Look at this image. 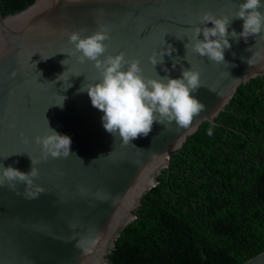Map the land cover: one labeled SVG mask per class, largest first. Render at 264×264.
Here are the masks:
<instances>
[{"label":"water","instance_id":"water-1","mask_svg":"<svg viewBox=\"0 0 264 264\" xmlns=\"http://www.w3.org/2000/svg\"><path fill=\"white\" fill-rule=\"evenodd\" d=\"M243 2L34 0L18 13L3 17L0 12V164L29 173L32 158L39 170L31 187L20 182L0 186V264H108L113 242L134 219L156 175L169 167L204 122L231 130L216 118L241 85L264 75V32L249 36L247 42L229 35L232 47L224 53L226 63L191 50L192 31L203 27V13L231 17ZM243 23L233 20L229 34L242 32ZM100 26L107 27L111 37L105 41V55L124 53L128 60H140L146 78H156L157 72L178 79L190 68L200 73L203 87L191 95L206 107L188 128L154 123L151 133L132 140V145L104 129V113L92 106L86 92H78L81 86L99 82L100 73L93 62L81 64L70 55L74 46L67 36L80 30L90 36ZM164 44L176 51L154 68L149 57ZM61 103L63 107H49ZM45 118L52 129L71 139L75 155H45L35 142L48 134ZM243 264H264V252Z\"/></svg>","mask_w":264,"mask_h":264},{"label":"trees","instance_id":"trees-1","mask_svg":"<svg viewBox=\"0 0 264 264\" xmlns=\"http://www.w3.org/2000/svg\"><path fill=\"white\" fill-rule=\"evenodd\" d=\"M34 0H0L3 17ZM155 177L108 264H243L264 252V75L241 85ZM212 135H208V129Z\"/></svg>","mask_w":264,"mask_h":264},{"label":"clouds","instance_id":"clouds-1","mask_svg":"<svg viewBox=\"0 0 264 264\" xmlns=\"http://www.w3.org/2000/svg\"><path fill=\"white\" fill-rule=\"evenodd\" d=\"M261 9H264V3L261 0H246L239 4L238 10L231 17L217 18L210 12L203 13L200 19L203 27H196L192 31L191 50L200 57H207L208 60L217 64L226 63L224 53L232 47L229 43V35L237 42L241 38L247 42L249 36H257L264 32V11ZM235 19L244 21L243 31L237 33L233 30L229 34L228 27ZM209 23L214 27H208ZM83 31L67 33L68 43L74 46L70 55L76 56L81 64L93 62L94 67L100 73V80L89 84L87 88L81 86L78 92L88 94L92 106L104 113L102 116L104 129L114 137L118 134L125 145L131 144L132 140L141 135L147 137L151 133L154 123L165 125L166 122L168 124L175 122L178 128H188L192 124L194 116L205 110L206 106L191 95L203 87L198 71L191 68L185 69L182 71L181 78L178 79H172L169 75L161 77L157 72L156 78H146L143 75L140 60H128L124 53L115 56L105 55L108 51L105 41L111 38L107 27L100 26L90 36H82ZM201 34H203V40L199 39ZM188 47L189 45L186 44V50ZM175 51L176 49L172 45L165 47L164 44L160 51L149 57V61L155 68L157 64L164 63L165 56L171 57ZM59 53L65 54L64 52ZM233 55L235 54L233 53ZM52 56L41 57V59L47 60ZM101 57L104 58L101 59ZM253 59L251 57L247 63L251 65ZM67 60L62 61V64L66 65ZM176 64L177 62L174 60L173 68L176 67ZM164 71L167 73L168 69L165 68ZM65 72L58 76V81H62L61 78ZM71 87L72 85L68 88ZM209 91L214 92V89H209ZM65 99L63 97V103ZM63 103L49 107H63ZM46 121L48 134L44 137H36L35 141L42 146L45 155H50L52 158H67L70 155H75L70 152L71 139L57 133L49 126L47 119ZM208 135H212L211 128L208 129ZM25 142L28 141L25 140ZM80 160L83 162L82 159ZM31 163L32 169L29 173H22L11 166L4 167L3 164H0V186L5 182H8L12 187H14L13 182L24 183L28 187L33 186L34 180L39 177V170L35 167L37 161L31 158ZM37 190L43 192L42 188Z\"/></svg>","mask_w":264,"mask_h":264}]
</instances>
